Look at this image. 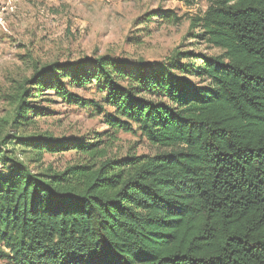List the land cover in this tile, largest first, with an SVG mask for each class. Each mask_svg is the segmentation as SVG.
<instances>
[{
    "label": "trees",
    "instance_id": "trees-1",
    "mask_svg": "<svg viewBox=\"0 0 264 264\" xmlns=\"http://www.w3.org/2000/svg\"><path fill=\"white\" fill-rule=\"evenodd\" d=\"M190 28L219 54L54 62L18 82L1 120L0 261L264 264V0H209ZM93 83L100 101L71 90ZM44 91L160 151L113 159L98 135L28 134ZM71 150L89 159L41 167Z\"/></svg>",
    "mask_w": 264,
    "mask_h": 264
},
{
    "label": "rangeland",
    "instance_id": "rangeland-1",
    "mask_svg": "<svg viewBox=\"0 0 264 264\" xmlns=\"http://www.w3.org/2000/svg\"><path fill=\"white\" fill-rule=\"evenodd\" d=\"M208 7L209 0H0V134L7 131L1 120L12 112L18 82L29 79L36 67L102 56L131 64L162 61L177 48L218 55L205 41L193 38L200 31L190 28ZM71 90L88 100L105 96L97 83ZM43 94L35 106L44 115L26 127L28 134L81 138L90 144L98 135L105 144L97 152L113 159L153 157L160 151L139 134L109 129L105 114L94 115L92 108L72 105L50 91ZM85 159L89 156L77 150L47 154L41 167L63 171Z\"/></svg>",
    "mask_w": 264,
    "mask_h": 264
}]
</instances>
